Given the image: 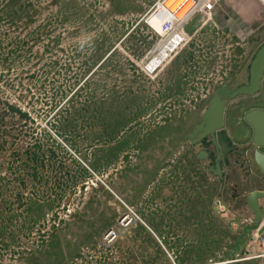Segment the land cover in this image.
<instances>
[{"label":"rangeland","instance_id":"rangeland-1","mask_svg":"<svg viewBox=\"0 0 264 264\" xmlns=\"http://www.w3.org/2000/svg\"><path fill=\"white\" fill-rule=\"evenodd\" d=\"M156 1L0 0V264H264L250 139L222 180L187 139L207 79L247 81L263 14L242 34L197 14L160 49ZM254 106L264 77L225 128Z\"/></svg>","mask_w":264,"mask_h":264},{"label":"water","instance_id":"water-1","mask_svg":"<svg viewBox=\"0 0 264 264\" xmlns=\"http://www.w3.org/2000/svg\"><path fill=\"white\" fill-rule=\"evenodd\" d=\"M264 74V42L254 52L248 65V78L247 82L236 87H231L227 84L221 85L216 92L209 98L200 120L195 124L192 130L187 134V139L191 143H196L201 139L209 136L217 147V154L214 159V165L208 167V171L222 180V170L219 165L221 153L218 146L222 150L224 157L229 147L227 146L226 135L219 130L223 126V112L227 100H231L237 96L253 95L260 87L261 79ZM244 119L253 127V144L255 150L253 153V161L258 171L264 177V110L252 109L245 113ZM259 148L263 149L259 150ZM199 151L198 158L204 155ZM264 197L263 190H253L246 197V203L253 213L255 219H259L262 210L259 206V199ZM264 231V222L257 230L260 235Z\"/></svg>","mask_w":264,"mask_h":264},{"label":"flooded vegetation","instance_id":"flooded-vegetation-1","mask_svg":"<svg viewBox=\"0 0 264 264\" xmlns=\"http://www.w3.org/2000/svg\"><path fill=\"white\" fill-rule=\"evenodd\" d=\"M202 57V56H201ZM249 65V63H248ZM247 70H248V67H247ZM174 75V74H173ZM172 75V76H173ZM183 75V73H182ZM203 76V75H202ZM204 77V76H203ZM202 77V79H203ZM263 77H264V74L262 76V79H261V84H260V87H259V90L256 92V93H259L262 85H263ZM216 78V77H215ZM214 78V79H215ZM248 78V76H247ZM214 79L213 77L210 78V80L207 79V81H209V83L207 84H211L209 85V87H211V93L209 92V90L207 91L208 94H205V93H202V95L200 96L199 100L201 102H203L204 100H206V104L209 100V98L216 92V90L223 84V82H221L219 85H217L215 83L214 85ZM174 77L169 81V85L173 87V85L175 84L174 83ZM205 81V80H203ZM247 82V81H246ZM245 82V83H246ZM227 84V83H226ZM244 84V83H242ZM214 85V86H213ZM229 85V84H227ZM241 85V84H240ZM230 86V85H229ZM255 93V94H256ZM254 95V94H253ZM242 96H251V95H242ZM239 96L235 97V98H238ZM233 98V99H235ZM231 99V100H233ZM231 100H227L226 103H225V107H224V112H223V126L222 128L219 130L220 132H224L225 135H226V140H227V146L229 147V150L227 151V153L225 154V156L223 157L222 156V150L221 148L218 146V149H219V152L221 153V159L219 161V165L221 167V170H222V179H223V168H226L230 165H234V164H238L239 163V159L235 158L237 155L240 154V150H241V146L243 145V143L246 141L245 139H241V137L243 136L244 138H247V139H250L253 147L252 149H248V151L250 150L251 152V156H252V160H253V153H254V150H255V145L253 144V127L247 123L244 119V116H243V119L241 121H238L236 119H233L234 121L230 122L231 127L227 126V128H225V120H224V115L226 113V110L228 108V102L231 101ZM206 106V105H205ZM205 108V107H204ZM203 108V109H204ZM203 109H201V113H200V116L203 112ZM235 111H236V107L234 108ZM252 109H260V110H264V107H261V106H254V107H251L249 108L247 111L249 110H252ZM246 111V112H247ZM245 112V113H246ZM244 113V115H245ZM200 120V119H199ZM247 135V136H246ZM251 135V136H250ZM243 142V143H242ZM195 144H200L201 145V150L199 151H202L203 150V157L202 158H198L199 160L201 161H207L208 164H207V169L208 167L211 165H214V159L216 157V154H217V147L214 145V143L212 142L211 138L209 136L201 139L200 141L196 142ZM259 150H262L261 148H259ZM199 151H197V154L199 153ZM198 157V156H197ZM254 162V161H253ZM236 164V165H237ZM211 173V172H210ZM212 174V173H211ZM215 176V175H214ZM217 177V176H216ZM218 178V177H217ZM219 179V178H218Z\"/></svg>","mask_w":264,"mask_h":264},{"label":"crops","instance_id":"crops-1","mask_svg":"<svg viewBox=\"0 0 264 264\" xmlns=\"http://www.w3.org/2000/svg\"><path fill=\"white\" fill-rule=\"evenodd\" d=\"M214 12L222 16V19H224L225 23H233V25L230 26V32L232 34L234 33H246L247 29L250 28L251 24L254 22H259L262 18L263 14V24H264V9H262L261 5L257 0H219V3L215 7ZM218 16V17H219ZM233 29V31L231 30ZM242 34V33H241ZM190 250L189 252H186V254H194L197 253V250L199 248V245L196 243H187L185 247L183 246V249ZM255 257H263V263H264V256H251L248 258H255ZM241 260V259H239ZM243 260V259H242ZM245 260H248L247 258ZM237 259L230 260L225 259L224 262H236ZM185 263L190 264H206V263H218L219 261H216L214 259H207L198 257L191 260H185Z\"/></svg>","mask_w":264,"mask_h":264},{"label":"built area","instance_id":"built-area-1","mask_svg":"<svg viewBox=\"0 0 264 264\" xmlns=\"http://www.w3.org/2000/svg\"><path fill=\"white\" fill-rule=\"evenodd\" d=\"M163 1L164 0H158L154 3L152 7L153 11L151 15H154V14L157 15V12L159 11L158 9L159 4H161ZM185 1L187 0H184V2ZM257 1L260 3L261 7L264 9V0H257ZM191 2H192L191 7L180 18L175 17V11L168 12L167 19L162 21L160 25V29H159L160 36L162 37L161 41L169 37L177 27H180V32L182 36L179 42H181L187 36L186 33L182 31L183 27L187 23H189V21L193 18V16L197 14H200V13L207 14V18H210L212 15L211 13L214 7L218 4L219 0H191ZM256 237L262 245V251L258 253L257 256H264V232L261 233L260 235L256 234Z\"/></svg>","mask_w":264,"mask_h":264},{"label":"bare ground","instance_id":"bare-ground-1","mask_svg":"<svg viewBox=\"0 0 264 264\" xmlns=\"http://www.w3.org/2000/svg\"><path fill=\"white\" fill-rule=\"evenodd\" d=\"M192 5L191 0H164L161 4H159V11L157 15H151L148 19V23L153 26L155 29L159 30L160 25L163 20L167 19L169 11H175V17L180 18ZM180 31V27H177L174 32L165 40L161 41L158 45L161 49V46H169L171 40L174 38V33ZM244 260V259H243Z\"/></svg>","mask_w":264,"mask_h":264}]
</instances>
